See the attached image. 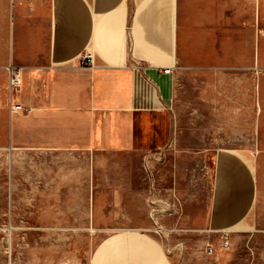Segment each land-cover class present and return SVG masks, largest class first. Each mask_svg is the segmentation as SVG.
Masks as SVG:
<instances>
[{
    "label": "crops",
    "instance_id": "obj_1",
    "mask_svg": "<svg viewBox=\"0 0 264 264\" xmlns=\"http://www.w3.org/2000/svg\"><path fill=\"white\" fill-rule=\"evenodd\" d=\"M10 65L22 76L12 92ZM179 70L256 76L264 105V0H0V151L25 158L28 204L79 206L80 214L57 219L28 211V222L39 221L33 231L107 237L90 264H170L144 233L175 230L157 219L166 201L153 177L141 193L143 216L116 217L136 212L140 192L132 182L112 180L111 189L99 190V154L168 146ZM258 141L264 150V120ZM236 153L216 154L210 207L198 224H206L203 231L224 233L251 210L262 168ZM213 248L209 257L218 256Z\"/></svg>",
    "mask_w": 264,
    "mask_h": 264
},
{
    "label": "rangeland",
    "instance_id": "obj_2",
    "mask_svg": "<svg viewBox=\"0 0 264 264\" xmlns=\"http://www.w3.org/2000/svg\"><path fill=\"white\" fill-rule=\"evenodd\" d=\"M176 74L173 101L168 106L174 120L168 146L150 154L100 153L98 189H111V180L132 182L140 192L133 200L136 212L117 211L114 215L142 217L141 193L150 183L147 176L153 177L156 195L166 201L157 206V219L164 227L175 230L167 234L144 233L152 235L170 264H264V150L258 141L264 105L258 92L259 78L185 76L180 70ZM226 149L236 151L253 169L254 164L261 165L262 170L248 216L238 226L223 231L230 242L224 250L219 247L222 233L203 231L206 224H198L210 207L216 154ZM26 176L25 158H12L0 151V264H90L108 238L33 231L40 227L37 218L43 212L47 218L55 219L80 213L77 205L28 204ZM101 208L121 210L119 205ZM28 211L38 217L28 222ZM211 244L217 257L205 254L206 246ZM122 259L119 256L116 261ZM131 262L137 264V260Z\"/></svg>",
    "mask_w": 264,
    "mask_h": 264
},
{
    "label": "built area",
    "instance_id": "obj_3",
    "mask_svg": "<svg viewBox=\"0 0 264 264\" xmlns=\"http://www.w3.org/2000/svg\"><path fill=\"white\" fill-rule=\"evenodd\" d=\"M86 59H87V61L90 62V60H88V58H86ZM164 73H170V69L164 70ZM21 80H22V76H21L20 70L18 68L13 67L12 65H10L8 67V81H9L10 92L16 90L20 86ZM11 108L16 109V110L21 109V107L17 104H14ZM220 240H221L220 248L221 249H228L230 242H229V238H228L227 233H225V232L222 233L220 235ZM213 253H214L213 246L208 245L206 247V254L208 256H211V255H213Z\"/></svg>",
    "mask_w": 264,
    "mask_h": 264
}]
</instances>
